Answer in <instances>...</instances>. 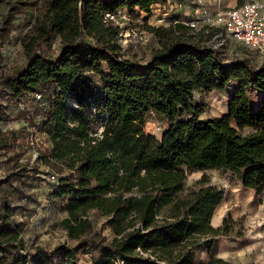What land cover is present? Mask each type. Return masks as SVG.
Wrapping results in <instances>:
<instances>
[{
    "label": "trees",
    "instance_id": "obj_1",
    "mask_svg": "<svg viewBox=\"0 0 264 264\" xmlns=\"http://www.w3.org/2000/svg\"><path fill=\"white\" fill-rule=\"evenodd\" d=\"M169 1H41L21 41L25 65L0 74V83L12 102L44 85L53 90L48 98L39 94L38 131L50 147L38 159L58 175L50 198L64 213L60 226L79 244L16 256L12 250L24 247L6 206L0 213L6 259L0 264H78L83 237L91 231L90 211L106 217L113 234L108 243L88 242L91 264H230L213 251L214 240L228 237L237 224L211 225L223 190L204 180L205 187L180 195L191 172L208 169L229 172L256 195L264 191V64L224 62L221 45L164 41L156 28L151 31L160 48L147 61L121 58L118 29L107 15H149ZM55 37L58 53L48 57L41 45ZM232 82L225 113L200 118L203 108L194 95L222 91ZM151 114L165 124L159 137L145 132ZM8 120L0 103V123ZM244 129L251 132L243 135ZM8 145L9 135L0 130V150ZM201 250L205 261L196 258Z\"/></svg>",
    "mask_w": 264,
    "mask_h": 264
},
{
    "label": "rangeland",
    "instance_id": "obj_2",
    "mask_svg": "<svg viewBox=\"0 0 264 264\" xmlns=\"http://www.w3.org/2000/svg\"><path fill=\"white\" fill-rule=\"evenodd\" d=\"M191 1L193 3H190ZM248 1L253 0H207L205 6L212 15L218 10L236 7ZM176 4L177 7L172 8L180 9L177 14L168 11L167 7L165 10L154 7L149 15L138 13L136 10L132 12L122 10L113 17H107V20L118 29L119 56L139 63L147 61L151 54L160 48L161 39L151 31L152 28L161 30L160 35L164 41L179 39L213 47L216 43L214 35L218 29L190 28L185 25L186 22L197 17L194 14L195 0H180ZM42 8L43 4L40 0H0V74L15 72L24 67L26 60L21 41L31 30L36 13ZM175 21L178 23L174 24ZM177 25L183 28L174 29L173 27ZM59 44V38L55 37L41 45L42 52L48 57H55ZM223 45L220 54L224 62L247 58L254 68L264 64V55L253 53L238 42L227 40L226 46ZM234 87L235 82H232L219 92L195 94V103L203 108L200 118L222 116ZM52 93L50 86L44 85L34 93L12 102L5 97L0 83V103L7 107L9 115L7 122L0 123V130L9 135L8 147L0 150V213H3V207L6 206L11 210V221L24 247L22 251L12 250L16 256L22 255L24 251L33 255L50 251L59 245L76 247L79 244L69 239L60 226L64 213L59 210V204L50 198V189L53 185L50 176L57 178L58 175L44 167L38 159L39 154L47 150L50 144L38 131L40 99H37L36 95L44 94L48 98ZM30 117L32 120L29 119ZM164 127V122L154 115L147 116L146 133L159 137ZM250 132V129H244L242 134ZM204 180H208L209 185L223 189L227 193L221 206L223 214L228 209L242 206L249 199L248 193H245L246 191L232 175L212 169L191 172L184 182V192L180 196L184 197L192 191L205 187L207 183H202ZM224 216V219L228 218L226 220L229 223L237 222L232 228V233L224 238L229 241H242L249 230L245 215L234 221L230 216ZM87 218L91 222V231L83 237L86 243L83 244L84 249L77 255L78 264H89L90 257L87 252L93 248L89 241L108 243L113 238L106 224V217L96 211H90ZM211 223L214 226L215 219H212ZM0 245L3 246L4 243L0 241ZM262 252L264 253L263 250ZM196 258L201 260L205 255L199 252ZM4 259H6L5 255L0 252V263L4 262Z\"/></svg>",
    "mask_w": 264,
    "mask_h": 264
},
{
    "label": "crops",
    "instance_id": "obj_3",
    "mask_svg": "<svg viewBox=\"0 0 264 264\" xmlns=\"http://www.w3.org/2000/svg\"><path fill=\"white\" fill-rule=\"evenodd\" d=\"M179 1L180 0H170L164 6L155 5L152 8L155 7L157 9L165 10L167 7V9L169 8L168 11L177 14L178 11L180 12V9L173 10L172 7H177L176 2ZM190 3L193 2L191 1ZM183 11L185 10H182V12ZM238 184L240 185L239 181ZM244 191L249 195V199L246 200L247 202L243 203L242 206L238 208L232 210L228 209L227 212L223 214L224 212H222L223 208H221V206L227 194L223 190V199L216 207L212 216V219H215V225L213 226L212 223L211 225L214 228L221 226V222H223L222 220L228 219H224V215L230 216L233 221L245 215L249 230L245 233L242 241H229L223 236L217 237L213 243V251L216 257L230 264H264V253L262 252V250L264 251V191L259 195H256L252 190ZM199 252H202L205 255V258L199 261H205L207 258L205 251L201 250ZM199 252L196 253V256ZM89 264H91L90 260Z\"/></svg>",
    "mask_w": 264,
    "mask_h": 264
},
{
    "label": "built area",
    "instance_id": "obj_4",
    "mask_svg": "<svg viewBox=\"0 0 264 264\" xmlns=\"http://www.w3.org/2000/svg\"><path fill=\"white\" fill-rule=\"evenodd\" d=\"M206 2L207 0H195L194 14L197 17L186 22V26L218 29L214 35L216 43L213 47L230 40L240 43L257 55H264V0L244 2L240 6L218 10L212 15L206 9ZM176 23L178 22L175 21L174 24ZM36 98L40 99V95H36ZM50 181L55 184L57 178L50 176Z\"/></svg>",
    "mask_w": 264,
    "mask_h": 264
}]
</instances>
